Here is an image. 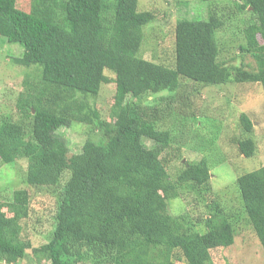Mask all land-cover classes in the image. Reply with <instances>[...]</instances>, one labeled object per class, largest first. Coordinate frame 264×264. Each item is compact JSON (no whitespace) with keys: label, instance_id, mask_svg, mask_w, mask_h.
I'll use <instances>...</instances> for the list:
<instances>
[{"label":"trees","instance_id":"16d2710c","mask_svg":"<svg viewBox=\"0 0 264 264\" xmlns=\"http://www.w3.org/2000/svg\"><path fill=\"white\" fill-rule=\"evenodd\" d=\"M139 1L32 0L26 13L17 0H0V36L24 49L13 62L39 75L18 98L19 120H0V169L28 162V189L16 190L11 202H2L0 192V264H16L31 249L21 236L33 189L60 203L50 241L33 249L36 264H175L178 253L187 264H211L213 250L234 244L233 224L217 211L202 219L169 213L170 201L208 186L218 163L203 158L172 178L165 156L180 153L169 154L172 133L157 123L167 117L162 101H174L185 80L202 87L258 83L264 92V0H229L254 18L239 47L255 60L254 70L220 61L217 32L225 22L211 4L206 20L177 21L172 66L139 58L143 28L155 19ZM111 83L116 91L106 121L86 98ZM75 123L93 125L102 138L86 140L69 157L58 131ZM240 124L246 136L234 144L252 158L254 124L246 114ZM236 185L264 249V168L239 176Z\"/></svg>","mask_w":264,"mask_h":264},{"label":"rangeland","instance_id":"374dc122","mask_svg":"<svg viewBox=\"0 0 264 264\" xmlns=\"http://www.w3.org/2000/svg\"><path fill=\"white\" fill-rule=\"evenodd\" d=\"M207 1V2H206ZM140 0V11L154 13L155 19L143 28V42L138 57L154 63L172 66L174 62V42L176 23L181 18L206 20L209 5L216 9L224 27L217 32L220 46V61L226 66L244 67L254 70L255 60L239 52L246 43L244 31L254 23L247 12L239 13L236 5L229 0ZM32 0H17L19 10L29 13ZM260 43H263L259 36ZM24 49L20 45L9 44L0 36V120L12 117L19 120L17 102L26 90L25 83H35L38 70L16 65L13 58L21 57ZM107 76L113 78L112 73ZM115 85L104 86L96 98L86 101L98 109L102 118L111 121V106L114 102ZM174 101H162L161 107L167 117L157 123L162 131L169 130L172 149L169 154L180 153L179 159L165 158L170 162L169 175L174 178L186 164L203 158L218 163L211 170V179L206 188L197 192H185L180 198L169 202L172 215L189 214L193 219L207 217L210 212H219L233 224L234 244L211 252V264H264V249L253 231L238 191L237 178L260 168H264V92L258 83H229L220 86L202 87L183 81ZM168 96V95H167ZM165 96V98H168ZM144 102L151 100L145 97ZM246 114L253 122L252 137L256 142V154L252 158L241 155L234 144L236 138H244L240 117ZM161 118H163L161 116ZM69 147V157L79 154L86 140L101 141L102 134L93 125L75 123L70 128H62ZM147 146L152 142L147 141ZM175 150V151H174ZM220 164V165H219ZM27 160H20L0 169V192L2 202H11L16 190L28 189L25 183ZM68 174H65L63 183ZM33 191L29 216L22 221V239L30 242L27 257L16 264H36L32 258L33 249L48 243L52 237L55 217L59 210L57 195L43 191ZM7 211V209L5 210ZM200 231H204L203 223ZM180 260L175 264H187L178 253ZM42 264H48L43 260Z\"/></svg>","mask_w":264,"mask_h":264}]
</instances>
